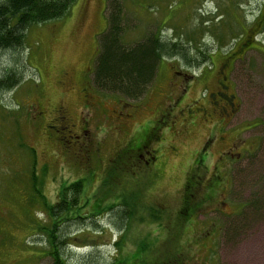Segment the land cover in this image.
Segmentation results:
<instances>
[{"label":"rangeland","instance_id":"obj_1","mask_svg":"<svg viewBox=\"0 0 264 264\" xmlns=\"http://www.w3.org/2000/svg\"><path fill=\"white\" fill-rule=\"evenodd\" d=\"M116 5L125 42L160 33L200 64L165 58L137 100L98 89ZM27 44L22 82L0 96V264H53L42 207L80 179L83 217L63 225L71 262L130 264L145 239L161 264L173 251L181 264H264V210L250 215L264 203V0H76ZM122 202L134 213L127 234L105 213Z\"/></svg>","mask_w":264,"mask_h":264},{"label":"trees","instance_id":"obj_2","mask_svg":"<svg viewBox=\"0 0 264 264\" xmlns=\"http://www.w3.org/2000/svg\"><path fill=\"white\" fill-rule=\"evenodd\" d=\"M75 2L76 0H0V96L18 87L23 80V50L28 47L29 30L35 25L66 17L71 13ZM127 32L121 6L116 5L108 17L107 29L99 38V51L93 67L94 84L98 89L137 100L156 80L160 63L165 58L181 55L188 64L198 65L201 62H194L187 57L189 51L186 44L169 40L160 33L144 35L141 40L128 44L125 42ZM9 53L16 54L17 56H14L16 59L11 60ZM200 54L202 60L207 59L204 52L201 51ZM32 187L39 194L36 181L32 182ZM83 188L82 179L74 181L62 189L57 203L54 205L45 203L42 207L51 219L48 227L41 225L40 227L47 235L48 255L51 256L53 264H96L92 256L71 262L65 246L71 234L65 231L63 225L65 222L78 221L83 217L76 213L85 207L81 205ZM28 204L32 205V202ZM100 204L99 202L97 210L94 211V207L90 212L95 216L94 220L103 210ZM185 204H189V201ZM250 206V215L257 209L264 210V203L258 207L256 199ZM127 207V204L122 202L113 203L105 209V213H114L116 216L114 223L117 227L124 225L126 234L132 225L131 214H134L133 210L130 211ZM152 213L156 216L159 212L153 210ZM33 220L31 218V221ZM117 245L120 248V245ZM150 248L149 242L141 239L139 248L131 256L130 264H161V253L149 255ZM174 252L163 258L164 263L183 262V259L179 258L180 254ZM143 256L148 263L142 261ZM119 263L122 264L123 261L120 260Z\"/></svg>","mask_w":264,"mask_h":264},{"label":"flooded vegetation","instance_id":"obj_3","mask_svg":"<svg viewBox=\"0 0 264 264\" xmlns=\"http://www.w3.org/2000/svg\"><path fill=\"white\" fill-rule=\"evenodd\" d=\"M258 24H260V23H258ZM257 24V25H258ZM179 74V73H178ZM181 74V73H180ZM223 87H224V89L226 88V85L223 83ZM223 89L221 88L220 89V91H218V93H217V96H218V98H220V99H222L223 101H224V103L226 104V106H227V109L226 110H224V112H225V114H227V110H228V108H230L231 106H233V103H232V97L230 96V95H228L227 93H226V91H222ZM212 98L213 97H215V95H213L212 94V96H211ZM213 103L216 105V104H218V101H213ZM59 112H60V115L62 116V118H60V120L61 119H65L66 118V116H64L63 115V110L62 109H59ZM224 114V115H225ZM63 121V120H62Z\"/></svg>","mask_w":264,"mask_h":264}]
</instances>
